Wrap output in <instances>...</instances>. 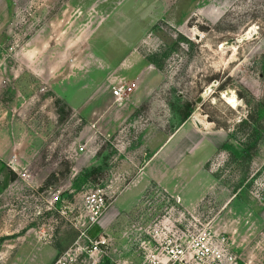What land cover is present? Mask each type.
I'll list each match as a JSON object with an SVG mask.
<instances>
[{
	"label": "rangeland",
	"instance_id": "374dc122",
	"mask_svg": "<svg viewBox=\"0 0 264 264\" xmlns=\"http://www.w3.org/2000/svg\"><path fill=\"white\" fill-rule=\"evenodd\" d=\"M0 131V264H264V0H0Z\"/></svg>",
	"mask_w": 264,
	"mask_h": 264
},
{
	"label": "built area",
	"instance_id": "2783aa9c",
	"mask_svg": "<svg viewBox=\"0 0 264 264\" xmlns=\"http://www.w3.org/2000/svg\"><path fill=\"white\" fill-rule=\"evenodd\" d=\"M120 91H114V96L120 98ZM81 150V149H80ZM14 159H11L10 164L13 165ZM14 170V169H13ZM24 177V175H22ZM85 211L88 225H94L97 220L100 218L104 208L105 202L103 195L99 189L94 190L89 195H87L85 199ZM89 246L84 248L83 251L87 254L92 262L91 264H102L101 254L107 249L109 246L108 240L105 237L99 238L95 242L89 241ZM77 243H75V246ZM78 250L79 247L75 249H68L63 252L59 258L55 261L54 264H76L78 259ZM191 250V258L194 259L196 264H230L231 259L226 258L222 255L221 250L211 243L208 240H205L203 237L198 236L194 240L188 243L185 251ZM173 254L174 251L170 250L168 254ZM184 254V250L179 252V255ZM186 259V257H184Z\"/></svg>",
	"mask_w": 264,
	"mask_h": 264
},
{
	"label": "crops",
	"instance_id": "0c3cea01",
	"mask_svg": "<svg viewBox=\"0 0 264 264\" xmlns=\"http://www.w3.org/2000/svg\"><path fill=\"white\" fill-rule=\"evenodd\" d=\"M0 131V192L4 190L6 187L10 186L12 183L11 175L8 173V171L4 168V163L8 160H10V155L6 153V150L8 148L4 145V135ZM14 157V156H13ZM1 194V193H0Z\"/></svg>",
	"mask_w": 264,
	"mask_h": 264
},
{
	"label": "trees",
	"instance_id": "16d2710c",
	"mask_svg": "<svg viewBox=\"0 0 264 264\" xmlns=\"http://www.w3.org/2000/svg\"><path fill=\"white\" fill-rule=\"evenodd\" d=\"M187 117H188V115H185V117H183L182 120H185ZM250 120H251V118H250Z\"/></svg>",
	"mask_w": 264,
	"mask_h": 264
},
{
	"label": "bare ground",
	"instance_id": "6f19581e",
	"mask_svg": "<svg viewBox=\"0 0 264 264\" xmlns=\"http://www.w3.org/2000/svg\"><path fill=\"white\" fill-rule=\"evenodd\" d=\"M233 100V99H232ZM229 102H231L230 100H228ZM233 103V102H232Z\"/></svg>",
	"mask_w": 264,
	"mask_h": 264
}]
</instances>
